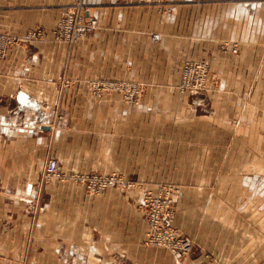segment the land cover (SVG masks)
I'll use <instances>...</instances> for the list:
<instances>
[{
    "label": "crops",
    "instance_id": "obj_1",
    "mask_svg": "<svg viewBox=\"0 0 264 264\" xmlns=\"http://www.w3.org/2000/svg\"><path fill=\"white\" fill-rule=\"evenodd\" d=\"M78 2L97 29L73 45L53 42L61 9ZM35 27L46 31L42 42L10 49L0 61V264H173L167 251L144 245L136 201L110 194L112 202L81 214L75 190L45 182L47 160L60 162L68 139L87 135V121L96 119L144 121L143 128L135 124L134 149L149 153H135L148 167H158L163 152L171 153L168 166H190L185 153L216 152L224 135H264L257 131L264 117L254 123L260 109L253 106L264 104V95L250 93L264 88V0H0V31L21 35ZM225 42L237 45L236 54L221 52ZM187 60L210 64L209 113L177 92ZM110 79L143 85L133 112L110 106L117 101L109 96L94 100L89 82ZM243 182L264 214V178L251 174ZM220 245L199 242L189 264H264V255L233 256Z\"/></svg>",
    "mask_w": 264,
    "mask_h": 264
},
{
    "label": "rangeland",
    "instance_id": "obj_2",
    "mask_svg": "<svg viewBox=\"0 0 264 264\" xmlns=\"http://www.w3.org/2000/svg\"><path fill=\"white\" fill-rule=\"evenodd\" d=\"M87 11L85 5L79 2L74 7L64 6L51 30L53 42L73 45L93 33L98 27L97 21L86 18L84 14ZM68 17L74 18L76 23L95 20V29L85 37L70 42L63 37L65 29L57 28L59 22ZM29 32H38L39 35L32 40L22 41L21 38ZM45 32L43 28L35 27L21 35L11 31H0V34L14 39V44L7 50L9 51L16 47L42 42L45 39ZM58 33L63 36L60 38ZM152 36H158V41L160 40V36L154 34L151 35V41ZM220 49L222 53L230 51L236 54L237 45L232 43L228 48V43L225 42ZM4 58L5 56L0 61ZM185 65L188 71L182 77ZM182 80L184 84L187 82L186 86L181 87ZM210 81L208 61L187 60L180 67L177 92L187 95L191 106L209 113L212 110L207 98ZM88 85L95 101L99 102L109 96L111 101H117L110 106L123 107L131 112L144 93L143 85L132 80H93ZM250 93L264 95V88H252ZM253 106L260 109L257 111L258 117L254 120L257 124V119L264 117V104ZM57 122H64L62 116L57 117ZM87 122H89L87 135L68 139L71 149H64L60 162L54 159L47 160V163L51 160L56 162L55 174L46 176L44 170L46 183L54 182L67 189L72 188L78 193L79 207L84 209L81 214H85V208H89L91 204L98 207L107 202L105 198L111 196L106 195L122 194L132 198L127 203L136 201V207L142 213L146 227L144 245L165 250L170 257L168 250L146 242L148 220L155 213H159L163 226L172 227L178 235L192 242L190 255L195 246L199 242L203 243L205 239L221 243V250L233 256L264 255V214L258 210L262 206V200L259 195H250L248 186L243 182L245 176L251 174L264 178V135L253 137L224 135L221 136V149L216 152L185 153L184 155L188 154L191 157L190 166H168L167 159L169 160L171 153L163 152L159 153L162 158L164 157L163 162L158 167H148L146 166L148 162L135 160V153L138 156L149 153L135 152L134 149L135 124L138 122L137 127L143 128L144 121L110 118ZM153 123L154 126H165L164 121L154 120ZM257 131L264 132V123H260ZM112 180L113 183L110 185L108 182ZM139 196L140 200L137 201ZM186 226L190 227L192 234L180 231ZM200 237L202 239L199 240ZM206 256L211 255L208 253Z\"/></svg>",
    "mask_w": 264,
    "mask_h": 264
},
{
    "label": "built area",
    "instance_id": "obj_3",
    "mask_svg": "<svg viewBox=\"0 0 264 264\" xmlns=\"http://www.w3.org/2000/svg\"><path fill=\"white\" fill-rule=\"evenodd\" d=\"M117 3L123 5H151V4H158L162 0H113ZM96 21L89 19L86 22H78L76 23L75 19L72 17H68L65 20L59 22L57 28H64V36L61 33L60 38L63 36L70 42L77 41L89 32L95 29ZM67 29V31H66ZM56 32V31H55ZM57 33V32H56ZM38 32H29L27 33L21 40H32L38 37ZM158 36H152V41H158ZM14 44V39L8 37L7 35L0 34V59H2L8 48L12 47ZM188 71L187 65H185L182 69V77ZM185 77V76H184ZM187 82L184 84L183 80L181 81V87L186 86ZM56 162L49 161L46 164L45 168V175L52 176L56 172ZM110 185L113 183L112 181L108 182ZM146 242L149 245L154 247H161L168 250L171 254L173 264H189L188 258L190 256L192 250V242L185 237H181L178 233L172 228L162 225V219L160 218L159 213L153 214L148 220V232H147V239Z\"/></svg>",
    "mask_w": 264,
    "mask_h": 264
},
{
    "label": "water",
    "instance_id": "obj_4",
    "mask_svg": "<svg viewBox=\"0 0 264 264\" xmlns=\"http://www.w3.org/2000/svg\"><path fill=\"white\" fill-rule=\"evenodd\" d=\"M43 130H47V128L44 127Z\"/></svg>",
    "mask_w": 264,
    "mask_h": 264
}]
</instances>
